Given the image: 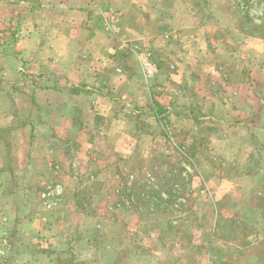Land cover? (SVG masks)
<instances>
[{
  "label": "crops",
  "instance_id": "1",
  "mask_svg": "<svg viewBox=\"0 0 264 264\" xmlns=\"http://www.w3.org/2000/svg\"><path fill=\"white\" fill-rule=\"evenodd\" d=\"M148 1L0 0V264H47L51 256L45 257L36 249L49 247L51 251L45 253L61 254L62 248L56 252L52 250L59 246L60 240H71V235L66 232L70 221L74 220L70 216L96 220L97 224L113 220L109 209L116 210L118 173L131 169V160L137 152L144 153V156L151 154L153 143L158 140L151 129L144 130V137L132 134L135 112H140V117L144 115V119L145 115L150 117L156 124L161 118L145 98L142 101L143 92L136 101L137 93L130 87L135 76L123 72L117 81L110 84L114 72L120 71L115 55L119 44L102 27L101 17H105L110 9L115 11L118 24L125 29L129 39L139 38L137 41L143 44L152 41L147 36L144 38V12L152 6L173 15L165 22L172 24L175 30L189 28L193 34L188 43L185 38V43L179 39V42L174 41V45L184 48L188 45L190 54L200 45L204 59L199 55L198 58L206 67L192 74L181 69L171 76L208 79L204 85H198L206 95L205 99H209L212 93L207 83L216 79L230 94L245 95L244 87L246 92L254 95L259 92L256 84L247 88L243 76L247 79L264 78V68L259 69V75L255 70L245 75L237 70L236 84L229 85L227 79L234 74L228 75L225 65L228 58H239L240 55L233 51L230 55L220 51V55L211 57L206 53L211 41L207 24H200L198 18L191 15L187 17L186 9H180L181 5L170 6L166 0H153L150 6ZM190 11H193L191 7ZM137 31L141 32L140 37H137ZM156 36L168 44L165 40L168 35ZM160 46L159 50L166 52L165 46ZM236 47V52L250 51L257 58L254 62L264 67V56L261 55L264 38L242 39ZM189 60L195 61L193 56ZM212 60H219V68L223 69L219 70L217 64L212 66ZM177 61L185 65L183 58L178 57ZM172 95L173 91L164 86L155 96L160 110L167 113L168 118L178 108L172 104ZM241 107L237 106L242 118H237L236 125H244V118H250L248 125L253 127L264 125V111L261 115H257L260 114L257 111V117L253 118L254 105L246 104L247 109L244 110ZM261 117L263 120L260 122ZM224 120L212 124L222 125ZM146 122L149 124V120ZM208 139V151L216 155L214 157L231 155L230 136L216 133L209 135ZM141 140L145 142L142 151L139 150ZM252 140L255 141V137ZM237 146L241 147L239 143ZM252 150L246 146L238 152L245 159L252 156L255 148ZM117 156L124 159L118 166ZM88 170H92L99 182V194H94L93 199L102 200L97 213L90 216L82 213L75 195L85 182L83 173ZM237 175L220 178L217 196L237 188L246 191L249 197V188L256 190L246 164ZM36 191L37 203L29 204ZM48 191L51 194L47 196L45 193ZM109 244L112 245L106 246L108 248L103 252L108 249L106 252L114 254L115 260L118 254L115 243ZM88 249L85 253L91 252ZM151 250L152 253L159 252L154 248ZM63 253L66 255L67 252ZM99 261V264L105 262L103 258Z\"/></svg>",
  "mask_w": 264,
  "mask_h": 264
},
{
  "label": "rangeland",
  "instance_id": "2",
  "mask_svg": "<svg viewBox=\"0 0 264 264\" xmlns=\"http://www.w3.org/2000/svg\"><path fill=\"white\" fill-rule=\"evenodd\" d=\"M152 2L149 0L148 4ZM165 2L170 6L181 5L180 9H186L187 17L191 15L194 19L198 18L200 24H207L211 41L206 53L211 57L220 55V51L229 55L233 51L240 55L239 58H231L234 61L228 58L225 65L228 75L234 74L227 79L229 85L236 84L237 70L244 75L255 70L259 75L263 65L254 62L257 58L248 50L236 52V46L242 39L264 38V0ZM160 10L152 6L144 12V38H152L149 44L138 42L139 38L129 39L122 25L119 26L121 36L127 41V46L121 44L119 37L105 30L104 15L101 17L103 30L119 44L115 55L119 60L120 71L114 72L110 84L113 80L117 81L123 72L131 73L135 78H132L133 85L130 87L137 93L136 101L140 99V92H143L142 101L145 98L161 114L156 124L150 117L145 115L144 119V115L140 117V112H135L132 134L144 137V130L151 129L158 140L154 141L151 154L144 156V153L137 152L131 160V169L118 173L116 210L109 209L112 210L110 218L113 220H103L99 226L96 220L86 221V218L80 220L74 215L70 216L74 220L70 221L66 232L71 235V240H60L59 246L52 250L56 252L62 248L60 251H66V255L63 252L57 255L45 253L51 251L49 247L34 248L39 250V254L43 252L45 257L51 256L47 264H99L102 258L105 262L101 264H264V125H248L250 118L243 119L244 125H236L237 118H242L237 112L238 105L242 106V110L247 109L246 104L251 107L254 105L253 118L263 113L264 78L256 76L247 79L243 76L247 88L248 85L259 86L256 95L246 92L245 87V95L227 93L228 90L223 88L219 79L212 80V83H207L212 91L209 99H205L206 95L198 86L204 85L208 79L203 81L199 76L172 78L171 75L179 73L181 69L192 74L196 70L203 71L206 65L198 58L199 55L204 59L200 45L193 48L191 54L188 45L186 48L174 45V41L179 42V39L185 43V38L188 43L193 33L189 28L179 27L175 30L172 24L165 22L173 15ZM137 32L136 36L140 37L141 32ZM157 34L168 35L165 39L168 44L165 45L163 39L159 40ZM161 43L163 45L160 46ZM159 46H165L166 52L159 50ZM139 49L151 51L158 68L154 78L144 77L134 55ZM188 55L193 56L195 61L191 62ZM261 55L264 56L263 51ZM178 57L183 58L185 65L178 64ZM216 64L219 70L223 69L219 68V60H212V66ZM164 86L173 91L172 104L178 107L173 110L171 118L160 110L155 98ZM257 111L260 114L256 115ZM219 119H225V124H212L215 121L220 123ZM148 120L149 124L146 122ZM262 120L261 117L260 122ZM216 133H223L232 139L228 158L214 157L216 155L208 151V137ZM254 137L255 141L252 140ZM238 143L241 147L237 146ZM144 146L145 142L141 140L139 150H144ZM246 146L251 150L254 147L255 151L251 157L245 158V162L238 150L246 149ZM122 160L116 157L117 166ZM244 164L250 170L256 190L249 188V197L246 191L237 188L217 196L220 178L231 174L239 176L237 174L241 173ZM212 165H215L214 169ZM83 176L85 182L75 191L78 207L85 215L95 214L102 201L93 199L94 194H99V182L95 180L92 170L86 171ZM37 195L38 191L33 193L29 204L37 203ZM110 242L115 243L118 252L115 260L114 254L106 252L108 249L103 252L108 248L106 246L112 245ZM87 247L91 252L85 253L89 250ZM153 248L159 252L152 253Z\"/></svg>",
  "mask_w": 264,
  "mask_h": 264
},
{
  "label": "built area",
  "instance_id": "3",
  "mask_svg": "<svg viewBox=\"0 0 264 264\" xmlns=\"http://www.w3.org/2000/svg\"><path fill=\"white\" fill-rule=\"evenodd\" d=\"M103 25L109 34L119 37L121 44L127 46V41L121 36V28L119 27L117 15L113 9H110L105 15L103 19ZM134 55L141 66V71L144 77L147 79L154 78L158 73V68L152 59L151 51L148 49H139L134 52ZM45 194L48 196L51 193L48 191Z\"/></svg>",
  "mask_w": 264,
  "mask_h": 264
}]
</instances>
